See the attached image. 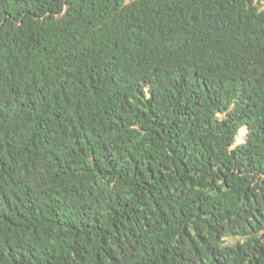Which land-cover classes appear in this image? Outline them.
I'll list each match as a JSON object with an SVG mask.
<instances>
[{"label":"trees","instance_id":"obj_1","mask_svg":"<svg viewBox=\"0 0 264 264\" xmlns=\"http://www.w3.org/2000/svg\"><path fill=\"white\" fill-rule=\"evenodd\" d=\"M0 264H264L259 0H0Z\"/></svg>","mask_w":264,"mask_h":264},{"label":"rangeland","instance_id":"obj_2","mask_svg":"<svg viewBox=\"0 0 264 264\" xmlns=\"http://www.w3.org/2000/svg\"><path fill=\"white\" fill-rule=\"evenodd\" d=\"M261 2V4L263 5L264 7V0H259ZM243 134V133H242ZM240 140H242V136L240 137Z\"/></svg>","mask_w":264,"mask_h":264}]
</instances>
